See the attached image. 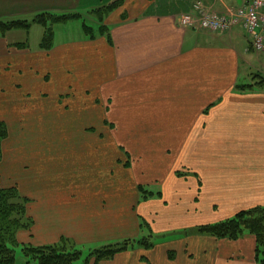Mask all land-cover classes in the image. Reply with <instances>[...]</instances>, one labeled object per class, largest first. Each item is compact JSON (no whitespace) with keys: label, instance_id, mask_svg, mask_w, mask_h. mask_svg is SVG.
Returning a JSON list of instances; mask_svg holds the SVG:
<instances>
[{"label":"crops","instance_id":"1","mask_svg":"<svg viewBox=\"0 0 264 264\" xmlns=\"http://www.w3.org/2000/svg\"><path fill=\"white\" fill-rule=\"evenodd\" d=\"M114 1L0 0V21L78 15L98 25L93 39L83 31L50 51L41 48L43 38L33 49L32 28L1 36L0 122L10 105L19 118L44 113L43 94L24 107L41 87L69 96L58 113L106 117L110 135L130 137H117L106 152L100 143H39L34 150L42 153L32 159L50 162L63 153L52 151H71L76 164L59 171L47 164L37 173L30 167L34 225L19 236L34 246L69 239L89 253L141 238L154 245L130 244L98 264H261L254 235L228 240L200 232L264 207V85L251 72L250 38L241 28H183L179 19L195 0H126L99 21L93 11ZM204 2L224 12L244 0ZM41 182L43 189L35 186Z\"/></svg>","mask_w":264,"mask_h":264},{"label":"rangeland","instance_id":"2","mask_svg":"<svg viewBox=\"0 0 264 264\" xmlns=\"http://www.w3.org/2000/svg\"><path fill=\"white\" fill-rule=\"evenodd\" d=\"M32 16L33 15L26 18L31 22L35 18ZM84 20L90 27L95 29L98 28L97 22L93 17H86ZM82 25L83 21L80 20L72 21L66 24L55 25V42L79 38L84 34ZM43 36V27L38 24H34L31 31V44L34 50L38 49V45L41 42ZM251 56L255 61V63H253L254 68L251 69V72L253 76H257V74H259V77L256 78L258 83L261 81V78L264 79V53L256 52ZM42 94L44 95L42 98L45 97L47 101L49 100L48 102L46 101L47 104L49 103V105L46 107V111L44 113L42 109L40 110L39 114L41 115L32 112L24 118H19L17 114H21V112L19 110L17 111L12 109V105H10V108L5 110L6 117L3 119L7 124L9 137L3 144L4 157L0 161V186L4 189L11 187H16L18 189L21 199L27 202V215L28 204L31 201V198L28 196L29 185L30 191L31 188H33V184L28 180V170L30 167L33 168L32 173H37V168L43 169V167L47 164H50L56 171L63 170L66 167H71L76 164L75 157L72 155L71 151H52L55 154L57 152L63 153L61 156L50 160V162H43L42 157L38 156L36 159H32L33 154L42 153V151L34 150V148H37L39 143L77 141H82L85 144L100 143L102 147L101 151L106 152L107 149H103V147H106L109 151H112V147L116 144L115 139H117L118 135L122 134L121 132H117L116 138L110 135V129L106 127V125L108 126L109 124L106 117H89L88 114L85 113V117H82L81 119L80 117L74 116V114L77 112L73 109H68L69 111L63 110L62 113H58V110L60 109L59 107L64 108L66 106V101H68L67 105L70 106L69 96H66V94H60V97L58 98V92L47 91L41 87H37L31 93L28 99L32 100L30 102L28 101L24 103L25 109H30L32 103H35L37 99H40ZM72 106L76 107L78 104L74 103ZM81 130L83 131L81 132ZM118 138L124 141L130 139V137L124 136H119ZM43 185V182L35 184L37 188L40 187L41 189H43ZM147 190L150 189L148 188ZM150 191L156 194L155 190ZM30 230H22L17 234V240L21 245L34 246L28 244L31 241L27 238L26 234L19 236L20 233L28 232ZM93 248L98 249L101 247ZM79 250L82 252V257L74 264H85L87 262V257H89L93 251L89 253L82 247H80ZM92 257L90 258L89 262L94 263V258ZM18 261L19 263L24 261V264H36L29 262L27 258L24 257L21 249H17V264H19Z\"/></svg>","mask_w":264,"mask_h":264},{"label":"trees","instance_id":"3","mask_svg":"<svg viewBox=\"0 0 264 264\" xmlns=\"http://www.w3.org/2000/svg\"><path fill=\"white\" fill-rule=\"evenodd\" d=\"M126 0H116L108 4L103 9L93 11L99 21L104 22L106 14L116 10L124 4ZM81 20L78 15H48L42 14L31 22L26 20L0 21V37L10 31L22 30L29 31L34 24H38L44 29V36L41 48L50 51L55 43V25L66 24L72 21ZM104 28V27H103ZM99 27V34L104 29ZM84 33L91 39L96 36V31L83 24ZM256 77H259L257 74ZM264 85V79L258 82ZM257 84V85H258ZM252 85L239 87L242 90H248ZM9 137V130L4 122H0V161L3 159V144ZM33 220L27 215V202L20 197L16 187L2 188L0 186V264H17V249H21L25 258L29 262L36 264H74L82 257V252L68 239H63L61 243L45 246L21 245L17 240V234L22 230H30ZM200 232L210 235L216 239L238 240L245 233L254 235L257 238L256 258L261 264H264V207L253 208L249 211H241L237 216L228 221L218 224L206 225L200 228ZM130 244H140L150 249L154 245L149 244L147 240H127L118 245L105 246L96 249L87 257L85 264H91L90 258H94V264L103 260L112 259L115 255L125 252Z\"/></svg>","mask_w":264,"mask_h":264},{"label":"built area","instance_id":"4","mask_svg":"<svg viewBox=\"0 0 264 264\" xmlns=\"http://www.w3.org/2000/svg\"><path fill=\"white\" fill-rule=\"evenodd\" d=\"M192 11L179 19L183 28L230 33L241 27L252 38L254 50L264 52V0H245L242 7L220 13L208 8L204 0H196Z\"/></svg>","mask_w":264,"mask_h":264}]
</instances>
